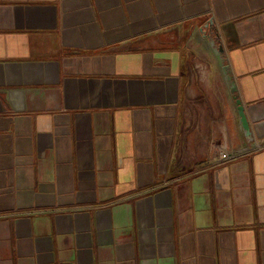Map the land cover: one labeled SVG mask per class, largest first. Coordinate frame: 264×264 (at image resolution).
Instances as JSON below:
<instances>
[{
  "label": "crops",
  "instance_id": "0c3cea01",
  "mask_svg": "<svg viewBox=\"0 0 264 264\" xmlns=\"http://www.w3.org/2000/svg\"><path fill=\"white\" fill-rule=\"evenodd\" d=\"M257 144L264 0H0V264H264Z\"/></svg>",
  "mask_w": 264,
  "mask_h": 264
},
{
  "label": "water",
  "instance_id": "95a60500",
  "mask_svg": "<svg viewBox=\"0 0 264 264\" xmlns=\"http://www.w3.org/2000/svg\"><path fill=\"white\" fill-rule=\"evenodd\" d=\"M211 45L214 47V50L216 51V53L220 56L222 60V72L225 76L226 82L228 83L230 87V91L236 101V105H237V109H238V113L240 117V126L245 136L249 140H253L251 126H250L248 117L246 115L245 106L243 104V101L238 94V86H237L236 80L234 79V76L232 74L229 64L225 62L226 57H225L224 47L221 44H219V46H216L215 40H211Z\"/></svg>",
  "mask_w": 264,
  "mask_h": 264
},
{
  "label": "rangeland",
  "instance_id": "374dc122",
  "mask_svg": "<svg viewBox=\"0 0 264 264\" xmlns=\"http://www.w3.org/2000/svg\"><path fill=\"white\" fill-rule=\"evenodd\" d=\"M195 109H193V106L189 107V110L186 115L187 123H190V126H188V130L190 131L193 129V121L200 120L202 112L200 110H197V105L194 104Z\"/></svg>",
  "mask_w": 264,
  "mask_h": 264
},
{
  "label": "built area",
  "instance_id": "2783aa9c",
  "mask_svg": "<svg viewBox=\"0 0 264 264\" xmlns=\"http://www.w3.org/2000/svg\"><path fill=\"white\" fill-rule=\"evenodd\" d=\"M263 147H264L263 144H257V146L255 148H259L260 149V148H263ZM232 156H233V153H230V152L229 153L227 152V153L224 154L225 158H230Z\"/></svg>",
  "mask_w": 264,
  "mask_h": 264
}]
</instances>
